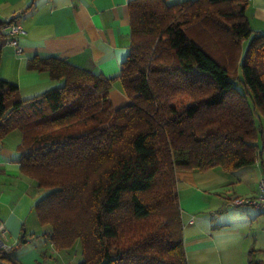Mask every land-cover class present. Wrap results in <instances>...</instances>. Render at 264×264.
I'll return each instance as SVG.
<instances>
[{
    "label": "trees",
    "instance_id": "obj_1",
    "mask_svg": "<svg viewBox=\"0 0 264 264\" xmlns=\"http://www.w3.org/2000/svg\"><path fill=\"white\" fill-rule=\"evenodd\" d=\"M246 5L130 0L116 75L33 56L57 87L23 99L0 79V139L21 132L16 161L43 190L33 212L55 248L79 244L77 264H187L176 172L258 162L264 178V35ZM116 80L129 103L113 108Z\"/></svg>",
    "mask_w": 264,
    "mask_h": 264
},
{
    "label": "crops",
    "instance_id": "obj_2",
    "mask_svg": "<svg viewBox=\"0 0 264 264\" xmlns=\"http://www.w3.org/2000/svg\"><path fill=\"white\" fill-rule=\"evenodd\" d=\"M130 0H0V19L19 15L24 33L22 53L5 35L0 38V79L15 84L23 99L57 87L61 82L46 71L29 70L33 56H55L106 77L116 75L129 53ZM173 4L183 0H163ZM245 15L255 33L264 35V0H246ZM113 108L129 103L121 83L109 92ZM21 132L0 139V223L3 243L18 264H77L80 246L57 249L43 234L33 205L43 194L36 182L20 171L16 161ZM262 178L258 162L232 172L215 167L177 171V194L183 223L187 264H249L251 248L264 247V216L251 206L226 207L230 196L254 197ZM261 226V229H260ZM264 250V248H263Z\"/></svg>",
    "mask_w": 264,
    "mask_h": 264
},
{
    "label": "built area",
    "instance_id": "obj_3",
    "mask_svg": "<svg viewBox=\"0 0 264 264\" xmlns=\"http://www.w3.org/2000/svg\"><path fill=\"white\" fill-rule=\"evenodd\" d=\"M5 35L9 39V42L15 46V52L17 54L22 53V47L18 42V38L24 33L23 26L19 15H13L8 20L5 28ZM251 206L258 210L264 216V178L259 181V190L254 197L245 196H230L227 198L226 207H241ZM5 226L0 223V264H13L5 256L9 248L3 243L5 236Z\"/></svg>",
    "mask_w": 264,
    "mask_h": 264
},
{
    "label": "rangeland",
    "instance_id": "obj_4",
    "mask_svg": "<svg viewBox=\"0 0 264 264\" xmlns=\"http://www.w3.org/2000/svg\"><path fill=\"white\" fill-rule=\"evenodd\" d=\"M260 229H261V226H260ZM263 238H264V234L260 236V239H263ZM262 245H264V242H263ZM263 248H264V247H263ZM263 248L259 251V253L264 254V250H263ZM260 261H261V264H264V261H263V260H260Z\"/></svg>",
    "mask_w": 264,
    "mask_h": 264
}]
</instances>
